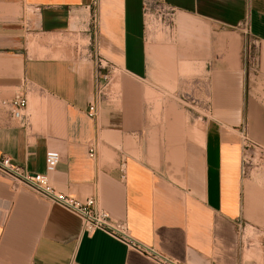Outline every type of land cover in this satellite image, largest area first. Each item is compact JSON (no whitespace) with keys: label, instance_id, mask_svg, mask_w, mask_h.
Returning <instances> with one entry per match:
<instances>
[{"label":"crops","instance_id":"obj_1","mask_svg":"<svg viewBox=\"0 0 264 264\" xmlns=\"http://www.w3.org/2000/svg\"><path fill=\"white\" fill-rule=\"evenodd\" d=\"M160 1L174 18L158 37L142 0H97L94 30L88 0H0V102L23 92L28 123L0 107V158L44 175L55 151L56 192L92 198L180 264H264V236L242 241L263 218L242 141L264 127L244 96L235 29L247 21L264 60V0ZM65 36L83 44L69 52ZM97 60L108 83L91 120ZM0 264L153 263L103 233L83 235L77 216L0 176Z\"/></svg>","mask_w":264,"mask_h":264},{"label":"built area","instance_id":"obj_2","mask_svg":"<svg viewBox=\"0 0 264 264\" xmlns=\"http://www.w3.org/2000/svg\"><path fill=\"white\" fill-rule=\"evenodd\" d=\"M97 0H88L90 9V20L92 29L97 26ZM143 16L152 11L158 15V20L166 30L173 25L174 10L161 3L160 0H142ZM243 39L242 48V66L246 75L244 63L248 65V70L252 74H257L258 60L251 54V47H257L256 40L251 36L250 28L247 21L242 22L235 28ZM101 61L97 60L95 79H97V89L93 94L92 102L87 109V116L91 120H95L98 116V104L105 98V87L108 83V75H100L103 70ZM255 76V75H253ZM196 110H202L204 113L209 112L207 105L193 100L190 102ZM0 107L6 109L11 118L18 123L21 129L28 127L26 117L24 116L27 107V98L23 92L15 94L10 100L0 102ZM194 108H189L195 111ZM245 139V138H244ZM243 139V140H244ZM245 141V140H244ZM93 150L89 151V158L93 157ZM59 163V155L55 151H47L44 158V175H34L26 172L23 168L14 165L9 158H0V176L7 179L13 190L24 188L42 200L57 204L68 212L77 216L81 221V232L85 236H91L96 232H100L124 245L136 254L147 258L153 264H180L170 258L157 253L150 247L144 246L134 241L126 228L121 222L113 221L107 212L99 209L92 198L85 200H77L71 196L56 192L49 182L48 175L52 174Z\"/></svg>","mask_w":264,"mask_h":264},{"label":"rangeland","instance_id":"obj_3","mask_svg":"<svg viewBox=\"0 0 264 264\" xmlns=\"http://www.w3.org/2000/svg\"><path fill=\"white\" fill-rule=\"evenodd\" d=\"M146 27H151L150 30L153 31L157 36L161 31L166 33V30L158 20V15L150 11L145 17ZM172 29V26L170 30ZM255 34V30H254ZM159 37V36H158ZM31 40V39H28ZM63 48L69 49V52L75 45H82L83 43L79 41L78 38H69L68 36L63 37L58 41ZM77 43V44H75ZM242 43V48H243ZM251 54H253L258 60L257 74H252L248 70V65L244 63L246 69V75L244 77L243 92L246 100L254 102L258 108V113L260 115L261 121L260 126L264 127V60L259 59V49L257 47H251ZM242 59V50H241ZM261 61V62H260ZM255 75V76H253ZM255 78V79H254ZM252 80V81H250ZM254 82V83H253ZM202 115H207L201 109L198 110ZM209 114L211 109L209 107ZM263 120V121H262ZM250 130V129H249ZM245 140V141H244ZM242 142L244 144V160L243 168L245 176L249 179H254L258 184L261 185V196L263 203V218L261 229L258 232L250 230L247 228L243 234V243L245 246L255 245L264 236V132L257 131L252 133L249 131L247 137H245Z\"/></svg>","mask_w":264,"mask_h":264},{"label":"bare ground","instance_id":"obj_4","mask_svg":"<svg viewBox=\"0 0 264 264\" xmlns=\"http://www.w3.org/2000/svg\"><path fill=\"white\" fill-rule=\"evenodd\" d=\"M151 28V27H150ZM148 30H149V27H148Z\"/></svg>","mask_w":264,"mask_h":264}]
</instances>
